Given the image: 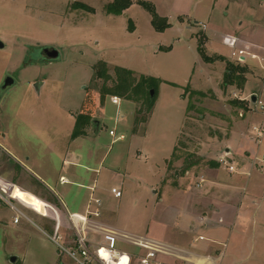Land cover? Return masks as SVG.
<instances>
[{
  "label": "rangeland",
  "instance_id": "374dc122",
  "mask_svg": "<svg viewBox=\"0 0 264 264\" xmlns=\"http://www.w3.org/2000/svg\"><path fill=\"white\" fill-rule=\"evenodd\" d=\"M111 1L0 0V89L7 78L13 81L5 91L0 90V178L52 202L47 187L60 195L71 212L78 209L84 193L76 184L78 177L93 176L89 169L97 168L103 160L101 170L109 168L117 174L115 179L129 181L124 187L129 191L120 200L124 216L133 203L132 194L137 191L142 195L162 167L165 180L172 182L187 162L197 159L207 165L212 161L209 158L218 143L229 140L232 131L240 128L254 135L252 127L264 123L250 100L256 95L264 103V1L132 0L120 14H108L104 7ZM136 1L152 3L169 27L155 31L150 14ZM199 36L205 37L207 56L215 59L220 55L234 65L247 66L245 88L222 86L226 64L201 59ZM236 38L257 47H236ZM44 46L55 48L59 58L33 62L31 52ZM237 50L246 52L244 60L231 55ZM100 61L107 64L112 76L113 69L121 67L135 77L159 80L149 113L139 112L140 103L119 102L115 96L100 102L103 81L93 79V66ZM234 101L236 105H232ZM240 103L244 109L238 107ZM81 111L90 115L92 125L86 136L72 140L75 116ZM141 116L145 122H137ZM115 117L121 123L114 124ZM113 128L124 132L126 139L111 142L108 131ZM254 139L247 147L253 157L261 158L264 130L258 142ZM204 147L207 153L201 158ZM172 154L177 159L169 163ZM72 173L75 177L70 179L76 183L59 185L60 175ZM260 173L264 176V160L250 177L253 188L262 180L264 184ZM129 177L143 182L134 183ZM0 186L16 194L2 180ZM23 196L29 206L41 212L45 203ZM13 214L0 207L4 221L0 226V264H8L9 247L3 242ZM32 221L40 227L52 226L37 214ZM40 237L52 243L45 235ZM33 249L39 257L49 251L54 254L52 244L38 240Z\"/></svg>",
  "mask_w": 264,
  "mask_h": 264
},
{
  "label": "crops",
  "instance_id": "0c3cea01",
  "mask_svg": "<svg viewBox=\"0 0 264 264\" xmlns=\"http://www.w3.org/2000/svg\"><path fill=\"white\" fill-rule=\"evenodd\" d=\"M245 1L252 3L255 0ZM236 39V47H257ZM116 123H121L117 117L114 119ZM119 133L125 135L124 132ZM254 137L240 128L232 131L231 138L221 145L218 143L213 157L209 158L217 164L210 166L196 162L183 174H176L172 182L165 180L166 169L162 167L156 173V180L145 185L142 195L132 191L133 203L126 208L128 213L124 216L120 211V200L129 191L127 188L124 190L129 181L115 179L117 174L109 168L103 167L102 171L103 160L97 168L89 169L93 176H79V183L70 179L75 177L74 173L59 176V185L76 183L84 190L78 209L71 212H68L60 195L47 187L45 189L52 196V202L15 182L0 178L12 186L16 194L7 193L2 186L0 189L30 219V222L10 223L6 228L3 242L9 247L6 256L15 257L20 264H40L39 261L42 264H74L55 243L40 236H58L60 242L70 248L74 246L76 229L85 235L92 247L102 244L104 235H113L116 248L122 255L119 264H139V258L148 251H154L157 260L165 264H264V184L263 180L254 188L249 184L253 170L261 163L254 164L256 157L247 147ZM202 152L199 156L204 158L207 149L204 147ZM220 157H226L237 172L230 173L220 165L217 162ZM129 178L134 183V180L142 181L139 177ZM112 188L118 189L122 196L114 197L110 193ZM22 194L45 203L40 206L42 213L29 206ZM91 197L101 202L98 217L86 215L87 206L95 208L90 202ZM34 214L51 221L52 226L35 224L32 221ZM3 222L0 217V226ZM37 240L40 244H52L54 254L49 251V255L35 256L33 247ZM8 264H11L9 260Z\"/></svg>",
  "mask_w": 264,
  "mask_h": 264
},
{
  "label": "trees",
  "instance_id": "16d2710c",
  "mask_svg": "<svg viewBox=\"0 0 264 264\" xmlns=\"http://www.w3.org/2000/svg\"><path fill=\"white\" fill-rule=\"evenodd\" d=\"M144 10H146L151 16V25L155 31L163 32L165 29L169 27V23L166 18L160 17L155 7L152 3L147 1H136ZM133 4L132 0H113L107 3L104 7L106 13L108 14H120L122 11L126 10ZM81 7H83L81 5ZM205 37L199 36L197 50L201 56V59L204 62H213L214 60L223 61L226 64V70L223 75L222 86H233L239 90H242L247 81L248 68L244 64H236L227 61L223 56H218L215 59L207 56L204 50ZM114 76L111 75L110 69L108 68L105 62H98L93 66V79H99L103 81V85L100 89V102L103 104L107 96H115L119 99H125L131 101L133 103H140L141 107L138 109L139 112H143L145 110L146 113H149L153 104H154V96H155V87L157 82L159 81L157 78L151 76L141 75L140 77H135L133 73L125 68L115 67L113 69ZM111 81L113 84L111 86H107L106 83ZM152 89L154 94L150 96L149 90ZM192 94L199 96H206L205 93L202 92H193ZM232 105H236V102H231ZM85 104H83L84 106ZM239 108L244 109V103H240L238 105ZM139 113V114H140ZM137 122H145V117L141 116L137 118ZM136 122V124H137ZM92 125V119L88 113L84 111L79 112L75 116L74 126L70 135L72 140L84 137L87 135L88 127ZM174 160L177 159L175 155L172 154V158L168 161L169 163H173ZM197 159L194 161H189L183 165L181 168L180 174H183L186 170H188L193 164H195ZM210 166H214L217 164L215 161L207 162ZM49 207H46V211ZM48 212V211H47ZM15 264H20L17 261Z\"/></svg>",
  "mask_w": 264,
  "mask_h": 264
},
{
  "label": "built area",
  "instance_id": "2783aa9c",
  "mask_svg": "<svg viewBox=\"0 0 264 264\" xmlns=\"http://www.w3.org/2000/svg\"><path fill=\"white\" fill-rule=\"evenodd\" d=\"M245 54L243 50L233 51L231 55L235 57L238 61L245 59ZM251 57H254L253 55ZM253 106L256 108L257 112H260L264 117V103L259 99L253 103ZM264 130V123L262 122L259 126L252 127V133L254 134L255 140L261 138ZM109 136L112 137V142L123 141L125 135L123 133H117L115 129L108 131ZM264 160V154L261 158H254V164L257 162H262ZM217 162L224 166L228 172L233 173L237 172V169L232 165L226 157H220L217 159ZM110 193L116 197L120 198L122 196L121 192L112 188ZM90 202L95 205V208L91 209L90 206H87L86 215L98 217L100 214L101 202L97 198H90ZM5 206L13 212L12 222L18 224L21 220L30 222L29 217L18 207L15 202L9 198L6 193L0 189V207ZM46 237L56 244L61 252L66 254L74 264H119L120 258L122 257L121 253L116 248V238L113 235H104L103 243L97 247H92L85 235L75 229V238L74 246L68 248L60 242L58 236H50L46 234ZM139 264H165L157 260L156 253L154 251H148L139 258Z\"/></svg>",
  "mask_w": 264,
  "mask_h": 264
},
{
  "label": "water",
  "instance_id": "95a60500",
  "mask_svg": "<svg viewBox=\"0 0 264 264\" xmlns=\"http://www.w3.org/2000/svg\"><path fill=\"white\" fill-rule=\"evenodd\" d=\"M0 48H3V43L0 42ZM31 58L33 62H47V61H54L59 58L58 51L49 46L40 47L33 52H31ZM13 84V81L10 78H7L1 86V91H5L10 85ZM154 93L153 90L150 91V96ZM251 102L254 103L256 101V95H252L250 98ZM95 122V121H94ZM9 261L11 264H14L16 261L15 257H10Z\"/></svg>",
  "mask_w": 264,
  "mask_h": 264
}]
</instances>
